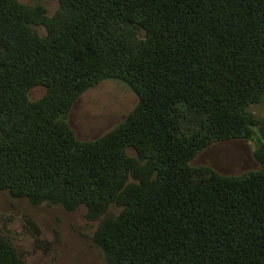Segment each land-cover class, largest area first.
Segmentation results:
<instances>
[{
  "label": "trees",
  "instance_id": "1",
  "mask_svg": "<svg viewBox=\"0 0 264 264\" xmlns=\"http://www.w3.org/2000/svg\"><path fill=\"white\" fill-rule=\"evenodd\" d=\"M58 1L48 17L0 0V189L93 213L120 198L98 233L116 264H264V127L260 168L191 164L256 123L247 108L264 93V0ZM104 78L130 86L137 105L78 140L70 106ZM35 85L46 93L29 100ZM18 262L0 244V264Z\"/></svg>",
  "mask_w": 264,
  "mask_h": 264
},
{
  "label": "rangeland",
  "instance_id": "2",
  "mask_svg": "<svg viewBox=\"0 0 264 264\" xmlns=\"http://www.w3.org/2000/svg\"><path fill=\"white\" fill-rule=\"evenodd\" d=\"M26 6L42 5L51 17L59 8L58 0H16ZM40 35L42 25L34 28ZM43 85L28 90L29 100L44 96ZM138 97L126 83L115 78H104L84 90L71 104L68 122L78 140L98 139L114 128L137 105ZM247 111L256 123L248 136L211 143L192 159L193 165H206L224 175H242L260 168L255 156L264 127V93L260 101ZM128 153L136 156L134 149ZM137 182L129 176L126 187ZM120 197H124L125 189ZM123 209L120 198L98 213L89 211L85 204L65 208L46 201L36 202L0 189V244L10 246L18 264H116L98 244L99 230L118 217Z\"/></svg>",
  "mask_w": 264,
  "mask_h": 264
}]
</instances>
